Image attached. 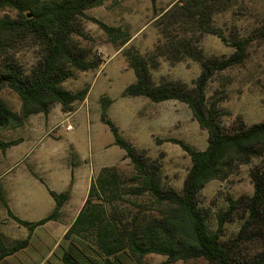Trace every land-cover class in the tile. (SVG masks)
Returning a JSON list of instances; mask_svg holds the SVG:
<instances>
[{"label":"trees","instance_id":"obj_1","mask_svg":"<svg viewBox=\"0 0 264 264\" xmlns=\"http://www.w3.org/2000/svg\"><path fill=\"white\" fill-rule=\"evenodd\" d=\"M102 1L0 0V9L8 7L17 12L16 16L0 17V131L23 126L32 114L47 115L55 103L60 104L62 111H71L74 103L86 98L89 85L76 91L63 86L74 70H86L97 64L86 60L84 49L75 40L82 18L96 22L116 45L130 38L120 27L86 14L87 9ZM150 1L156 5L157 0ZM221 2L223 0L176 1L155 16L160 37L151 54L144 56L130 48L124 51L135 80L123 89V96H143L153 102L170 99L184 102L200 127L208 132L203 149L194 148L181 139H168L178 144L191 160L181 189L160 185L157 163L122 135L109 116L110 99L102 96L100 120L108 126L113 143L124 150L123 158L129 159L132 167L130 192L135 196L147 195L148 203H136L138 209L133 213H120L115 202L124 197V192L118 168L114 165L100 168L90 184L87 198L63 235L64 240H69L67 247L62 243L58 245L63 264H115L120 253H129L136 259L149 253L161 254L166 257L161 264L197 258H204L210 264H264V169L257 167L251 171L254 191L250 196H227V207L215 215V229L209 227V213L198 205L199 192L207 182L225 179L240 164L264 158V121L246 125L238 118L231 127H226L221 116L227 111L218 108L217 100L207 102V82L216 73L243 64L253 39H264V23L250 37L228 39L224 36L213 25L214 8ZM205 34L216 35L234 51L224 57L205 56L195 38ZM24 45L40 48L38 59L30 69H25L12 53ZM161 57L171 62L186 58L199 62L201 71L193 86L175 79L155 81L151 69L158 65ZM5 86L18 94L21 100L18 112L4 101L1 92ZM22 140V137L0 138V150L5 151ZM47 191L55 201L52 211L38 220H25L11 210L0 188V201L8 215L29 231L27 237L9 247L0 234V261L25 248L30 234L54 220L70 197V188L61 192L47 188ZM152 208L157 213H151ZM236 212L243 217L238 231L227 240L221 239L225 224ZM71 237L83 244L90 241L86 246L98 260L84 254Z\"/></svg>","mask_w":264,"mask_h":264},{"label":"rangeland","instance_id":"obj_2","mask_svg":"<svg viewBox=\"0 0 264 264\" xmlns=\"http://www.w3.org/2000/svg\"><path fill=\"white\" fill-rule=\"evenodd\" d=\"M176 1L178 0H157L153 6L150 0H103L100 5L87 9L85 12L88 16L110 26L120 27L130 35L129 40L120 46L116 45L96 22L82 18L75 40L84 49L86 60L97 64L86 70H74L63 82V86L70 91H76L89 85L86 98L74 103L72 110L68 112L62 111L60 104L55 103L47 115L32 114L23 126L2 129L0 138L23 137L25 146L33 137L35 141L42 136L54 137L57 140L53 141L56 146L53 152L57 153L55 161L64 169L62 173L65 177H70L66 170L69 160L64 153L69 142L85 145L86 150H92L95 158L108 154V164L116 160L113 165L118 168L124 192V197L116 201L115 206L120 213H133L138 209L135 204L147 201V195L135 196L130 192L133 182L129 178L133 172L129 159L120 156L123 149L114 144L104 150L105 145L113 142L112 133L99 116L100 98L106 96L110 99L109 116L119 126L122 135L152 162L157 163L160 185L179 191L191 160L178 144L168 139H181L194 148L203 149L208 140L207 130L200 127L184 102L175 99L153 102L143 96L122 95L123 89L135 80V74L124 54L125 49H134L144 56L151 54L160 37L155 16ZM214 13L213 25L228 39L250 37L264 23V0H223L215 6ZM5 14L16 16L17 12L8 7L0 9V17ZM195 38L197 46L205 56L224 57L234 51L233 47L223 43L216 35L205 34ZM12 53L25 69H30L38 59L40 48L37 45H24L12 50ZM200 71L199 62L189 58L171 62L161 57L158 65L151 69L155 81L175 79L188 87L193 86ZM1 95L8 107L17 112L20 110L21 100L15 91L5 86ZM206 96L207 102L217 100L218 108L227 111L221 116L226 127H231L238 118L246 125L264 121V39H253L247 47V57L243 64L216 73L207 82ZM67 124L72 125V130L65 131L61 127ZM57 129L62 134L59 140ZM48 141L51 142V139ZM29 145L27 152L32 150L35 143L31 141ZM69 150V159L72 161L75 158L72 145H69ZM6 151L0 150V188L6 201L9 187L13 184L17 187L15 196L8 198L11 197V208L16 215L25 220H38L46 216L55 202L45 185L33 176L44 177L42 168H45L46 163L43 161L44 166L40 168L30 162L27 154L21 153L18 159L22 162L19 166L6 172V163L3 161ZM44 152L45 150L38 151L39 159H46ZM96 160L99 161V158ZM257 167L264 169V158L240 164L225 179L210 180L201 189L198 205L209 213L208 224L211 229L216 227V213L227 207L228 195L236 198L253 193L254 184L250 173ZM18 168L23 169L24 174L14 177ZM28 171L32 175H28ZM45 178L50 184L51 175L47 174ZM70 186L71 184L69 188ZM79 208L71 206L67 201L54 220L37 227L30 234L29 244L25 248L6 256L0 264H63L60 259L62 250L58 245L62 243L67 247L69 240H64L63 235L74 221ZM150 211L157 213L155 208ZM242 218V214L236 212L225 224L221 239L232 237L238 231ZM0 234L7 247L29 234L26 227L8 215L1 201ZM70 239L76 242L84 254L98 260L96 254L86 246L90 241H84L83 244V241L74 240L76 238ZM165 259L164 255L156 253H149L140 259L129 253H120L115 264H161ZM170 264L210 263L204 258H197L177 260Z\"/></svg>","mask_w":264,"mask_h":264},{"label":"crops","instance_id":"obj_3","mask_svg":"<svg viewBox=\"0 0 264 264\" xmlns=\"http://www.w3.org/2000/svg\"><path fill=\"white\" fill-rule=\"evenodd\" d=\"M61 127H63L65 131H69L65 128L66 125H62ZM70 130H72V129H70ZM57 132L59 134L58 135L59 136L58 140H59L62 137V134L59 131V129H57ZM49 138L51 139V142L48 141ZM22 139L23 140L20 143H18L17 145L11 146L6 151V155L3 159V161L6 163V165H5L6 172L10 171L14 168H17L19 166V164L22 162V160L18 159L19 154H21V153L27 154V156L31 159L30 162L33 165H35V166L37 165L40 168H42L44 166L42 164L44 161V163H46V166H45V168H42V171L44 172L45 176L44 177L42 175H39V177H36L35 175H33V176L39 182L44 184L46 189L50 188V189H53L57 192H61V191L68 189L69 185L71 184V186H70V197L67 200L71 206H77V207L79 206L81 208L85 199L87 198V194L89 191L90 184H91L92 180L97 176L100 168H102L104 166H112L116 161L115 160L113 163L108 164L106 162V160L109 157L108 154L100 155V157H96V158H99V161H97L92 150L91 151H90V149H89V151L86 150L85 145H83V144L74 145L73 143L69 142L66 146V150L64 151V153H65V158H67L69 160L67 162V164L68 163L69 164L68 165L66 164V170L68 171L70 177H65L62 173V171L64 169L60 168L59 164H56V161H55V159H57V156H56L57 153L53 152V149L56 147L53 141H57V140L54 137L42 136L37 141H35V138L33 137V138H31V140H29V143L25 146H24L25 138L22 137ZM31 141L33 143H35V145L32 148V150L30 149L29 152H27V148L30 146L29 144L31 143ZM69 145H72L73 150H74L73 156L75 158L72 159V161H71V158L69 159V152H70ZM113 145H114L113 142L108 143L107 145L104 146V150H107L110 146H113ZM43 150H45V152H46V153L44 152L45 158H46L45 160L39 159L38 155H37L38 151L42 152ZM123 155H124V150H123V153L120 154V156H123ZM23 172H24L23 169L18 168L17 173L13 176L14 177L16 175L21 176L22 174H24ZM29 174L32 175V173L30 171H28V175ZM47 174H50L51 178H52L50 180L51 181L50 184L48 182H46V180H45L46 179L45 177ZM71 174H72V176H71ZM71 179H72V182H71ZM16 189H17V187H14L12 184L11 187H9V191L7 193V203H8L10 208L12 207L10 204L11 203L10 199H11V197L15 196ZM8 196H11V197L8 198ZM11 210L13 211L12 208H11ZM13 212H15V211H13ZM48 222H50V221H48Z\"/></svg>","mask_w":264,"mask_h":264},{"label":"built area","instance_id":"obj_4","mask_svg":"<svg viewBox=\"0 0 264 264\" xmlns=\"http://www.w3.org/2000/svg\"><path fill=\"white\" fill-rule=\"evenodd\" d=\"M65 128H66L67 130H70V129H72V125H71V124H67Z\"/></svg>","mask_w":264,"mask_h":264}]
</instances>
